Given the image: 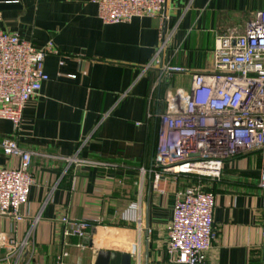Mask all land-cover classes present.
<instances>
[{
	"label": "crops",
	"instance_id": "0c3cea01",
	"mask_svg": "<svg viewBox=\"0 0 264 264\" xmlns=\"http://www.w3.org/2000/svg\"><path fill=\"white\" fill-rule=\"evenodd\" d=\"M259 10L264 0H167L161 49L160 18L105 24L93 0H0V32L59 49L24 110L17 140L32 152L35 184L25 222L0 217V255L12 234L34 241L23 264H59L63 251L65 264H93L94 249L128 252L131 264L166 263L176 185L158 193L150 168L168 94L189 90L192 75L168 81L162 68L211 70L217 35L243 32ZM10 134L12 123L0 120V142ZM15 161L0 146V167ZM262 165L258 152L247 154L206 184L216 197V238L205 264H264ZM64 216L99 223L65 236Z\"/></svg>",
	"mask_w": 264,
	"mask_h": 264
},
{
	"label": "built area",
	"instance_id": "2783aa9c",
	"mask_svg": "<svg viewBox=\"0 0 264 264\" xmlns=\"http://www.w3.org/2000/svg\"><path fill=\"white\" fill-rule=\"evenodd\" d=\"M93 2L105 24L129 23L136 17L160 18L161 49L167 45L163 27L167 0ZM51 54H59L53 41L38 47L17 33L0 32V120L12 123V134L0 146L6 157L16 160L13 166L0 167V217L16 226L27 220L24 210L35 184L32 152L22 148L17 137L27 104L49 80L44 62ZM162 74L168 81L192 75L189 90L168 94L150 168L158 193L165 195L171 184L176 185L164 264H205L216 238V197L205 189L202 179L219 181L228 162L258 152L263 158L258 186L264 196V10L249 18L243 32L217 35L211 70L193 72L168 63ZM61 221L65 236H85L99 223L68 216ZM29 237L20 242L9 235L0 264H23L26 252L35 247ZM67 256L63 251L59 264H65Z\"/></svg>",
	"mask_w": 264,
	"mask_h": 264
},
{
	"label": "water",
	"instance_id": "95a60500",
	"mask_svg": "<svg viewBox=\"0 0 264 264\" xmlns=\"http://www.w3.org/2000/svg\"><path fill=\"white\" fill-rule=\"evenodd\" d=\"M131 259L132 256L128 252L108 249H94L92 252L93 264H131Z\"/></svg>",
	"mask_w": 264,
	"mask_h": 264
},
{
	"label": "trees",
	"instance_id": "16d2710c",
	"mask_svg": "<svg viewBox=\"0 0 264 264\" xmlns=\"http://www.w3.org/2000/svg\"><path fill=\"white\" fill-rule=\"evenodd\" d=\"M208 181H210V179H207V178H203L202 179V182H203L204 186H206V184L208 183Z\"/></svg>",
	"mask_w": 264,
	"mask_h": 264
}]
</instances>
